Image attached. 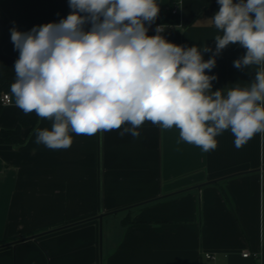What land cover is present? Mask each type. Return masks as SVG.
<instances>
[{
	"label": "crops",
	"instance_id": "obj_1",
	"mask_svg": "<svg viewBox=\"0 0 264 264\" xmlns=\"http://www.w3.org/2000/svg\"><path fill=\"white\" fill-rule=\"evenodd\" d=\"M156 2L149 36L161 23L168 42L215 50L217 0ZM174 4L179 22H163ZM71 12L69 0H0L20 32ZM3 50L19 58L11 36ZM245 53L231 44L216 56L205 70L217 76L212 91L250 86L258 66L233 63ZM12 97L0 107V130L18 129L21 141L0 133V264H264V134L237 149L226 130L203 152L177 144V128L146 121L139 137L120 135L127 124L93 136L70 132L71 147L53 150L35 142V130H50L52 121L39 117L29 128Z\"/></svg>",
	"mask_w": 264,
	"mask_h": 264
},
{
	"label": "clouds",
	"instance_id": "obj_2",
	"mask_svg": "<svg viewBox=\"0 0 264 264\" xmlns=\"http://www.w3.org/2000/svg\"><path fill=\"white\" fill-rule=\"evenodd\" d=\"M211 18L222 31L215 50L168 42L157 26L156 0H69L72 12L58 23L10 29L15 82L10 91L25 114L52 121L36 129V143L53 150L71 147V133L93 136L121 129L139 137L149 121L179 130V140L203 152L218 146L216 137L230 130L237 149L264 134V0H217ZM91 25L85 30V25ZM231 44L246 53L237 69L258 66L249 87L212 91L216 56ZM212 52L203 59L202 53Z\"/></svg>",
	"mask_w": 264,
	"mask_h": 264
},
{
	"label": "trees",
	"instance_id": "obj_3",
	"mask_svg": "<svg viewBox=\"0 0 264 264\" xmlns=\"http://www.w3.org/2000/svg\"><path fill=\"white\" fill-rule=\"evenodd\" d=\"M0 21L2 22L4 28L0 32V93L2 91H10V86L15 82L16 76L14 72V64L17 59L8 55L4 52L3 46L8 41L11 36L10 29H12V24L6 21L3 15L0 13ZM162 21L165 23L176 24L179 22V15L169 11L164 12ZM11 92V91H10ZM38 116L33 112L25 114L20 110V120L21 123L32 128L38 122ZM0 133L4 135L6 141L20 142L21 137L18 129L14 130H0Z\"/></svg>",
	"mask_w": 264,
	"mask_h": 264
},
{
	"label": "built area",
	"instance_id": "obj_4",
	"mask_svg": "<svg viewBox=\"0 0 264 264\" xmlns=\"http://www.w3.org/2000/svg\"><path fill=\"white\" fill-rule=\"evenodd\" d=\"M170 10L172 11V13L174 14H179V9H178V4H174ZM164 26V30H165V25L164 24H157L156 25V28L157 26ZM14 101H13V97H12V93L10 91H2L0 93V107L1 106H4V105H8V104H12ZM244 256H248L249 255V252H246L243 254ZM206 257L208 258H212L213 255L211 253H206Z\"/></svg>",
	"mask_w": 264,
	"mask_h": 264
}]
</instances>
